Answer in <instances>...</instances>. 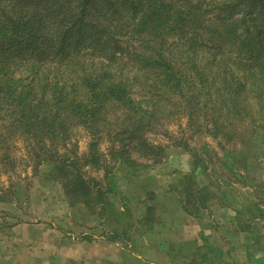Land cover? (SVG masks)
<instances>
[{
	"label": "rangeland",
	"instance_id": "1",
	"mask_svg": "<svg viewBox=\"0 0 264 264\" xmlns=\"http://www.w3.org/2000/svg\"><path fill=\"white\" fill-rule=\"evenodd\" d=\"M164 1L173 3L175 8L182 3ZM43 2L22 0L20 5L33 10L41 8ZM255 2L259 7L254 9L252 19H259L264 13V0ZM138 11L142 15L144 9ZM133 15L134 10L129 9L120 19L125 30L114 50L123 58L132 52L139 37L133 33ZM211 17L204 18L202 29L212 42L211 50L199 55V59H210L215 57L212 52L218 53L216 62L210 65L213 71L229 68L242 74L244 65L252 61L251 56L264 52V32L257 30L258 20L240 24L241 16L237 15L234 22H225L223 18L228 16L221 15L222 28L216 31V21L207 22ZM126 25L131 26L125 28ZM246 27H251L248 38ZM15 50L21 53H12L11 63L22 64L31 59L32 64L37 58L29 56L28 48ZM46 63L57 66V62ZM41 65L49 76L45 60ZM25 69L20 67L16 74L26 79ZM121 79L126 84L136 82L126 72ZM212 104L204 107L203 113L208 109L212 116ZM194 111L172 110L169 118L147 125V147L136 148L135 142V149L131 150L135 163L117 153L121 140L117 134L120 126L127 125H113L120 118L113 108L103 111L106 120L102 118L98 124L71 128V139L65 148L61 147L64 142L58 140V159L61 156L81 160L80 176L70 167L71 162L67 174L85 182L96 200L97 189L101 191L98 202L90 206L97 204L93 211L78 202L80 197L55 176L51 163H39L33 157L29 136L1 132L0 264H33V259H29L33 258L34 249L42 247L45 254L54 237L66 238L69 245V254L58 256L56 264H247L255 258L264 264V129L255 130L253 137L245 134L244 145L238 142L243 138L227 144L222 136L206 134L196 123L202 110L192 118ZM250 121L248 118L244 124L252 131ZM149 146L156 148L152 152ZM87 159L90 164L85 165ZM188 176H193L203 191L202 197L191 201L199 208L186 205L183 188L185 179L186 189ZM50 231L52 238L47 236ZM113 231L120 234L114 243L109 236Z\"/></svg>",
	"mask_w": 264,
	"mask_h": 264
},
{
	"label": "trees",
	"instance_id": "2",
	"mask_svg": "<svg viewBox=\"0 0 264 264\" xmlns=\"http://www.w3.org/2000/svg\"><path fill=\"white\" fill-rule=\"evenodd\" d=\"M21 2L0 0V136L1 132L29 136L33 157L39 163H51L55 176L91 211L101 191L97 189L96 200L85 182L67 174L71 162L70 167L80 176L81 160L58 159L61 145L57 141L62 140L61 147L65 148L71 128L100 123L108 108L120 113L113 125H127L120 126L117 134L121 138L117 153L129 163H135L133 144L136 142L139 149L145 146L147 125L169 118L172 110L194 109L192 118L202 110L196 123L209 136H222L227 144L245 134L253 137L255 130L264 129V52L252 55L242 74L229 68L213 71L210 65L216 62L218 53L212 52L215 57L210 59H199L211 50L212 42L202 32L206 16L213 15L207 22L215 20L216 31L221 27V15L228 16L223 18L225 22H234L239 15L240 24L258 20L257 30L264 32V13L252 19L254 9L259 7L255 0H182L176 8L164 0H44L41 8L33 10L21 6ZM129 9L134 10L133 33L139 37L132 52L123 58L114 49L125 30L120 19ZM139 9H144L142 15ZM245 29L248 38L251 27ZM167 32L169 37L164 36ZM24 47L31 52L29 56L37 57L35 63L31 64V59L11 63V54L19 52L15 48ZM43 60L50 68L49 76L43 72ZM46 62H57V66ZM20 67L26 68V79L16 74ZM125 72L136 81L134 85L123 82ZM210 103L212 116L208 109L203 113ZM248 118L252 131L244 124ZM238 142L244 145V138ZM155 148L149 146L148 150L153 152ZM186 181V205L197 207L191 201L202 197L203 191L193 176ZM93 184L98 188V183ZM117 233L109 234L110 242L117 241Z\"/></svg>",
	"mask_w": 264,
	"mask_h": 264
},
{
	"label": "crops",
	"instance_id": "3",
	"mask_svg": "<svg viewBox=\"0 0 264 264\" xmlns=\"http://www.w3.org/2000/svg\"><path fill=\"white\" fill-rule=\"evenodd\" d=\"M17 231H19V230H17ZM51 234H53V231H50V233L47 236H49V238L54 237ZM52 240L53 241L50 242L51 246L48 247L49 250L46 251L45 254H42L43 253L42 247H39V250L34 249L35 253L33 254V258L30 257V259H29V260L33 259V264H46V260H44V258H46L50 264H56L58 256H61L64 253L69 254V252L66 251L68 249L67 246H69L68 240L66 238H61L59 240V239H57V237L56 238L54 237ZM19 246H20V248L23 247L24 242L20 243ZM247 264H260V262L258 261L257 258H255V259H251L250 262H248Z\"/></svg>",
	"mask_w": 264,
	"mask_h": 264
}]
</instances>
